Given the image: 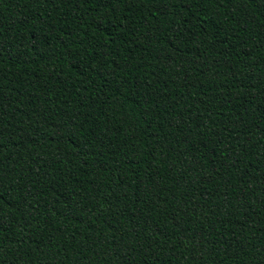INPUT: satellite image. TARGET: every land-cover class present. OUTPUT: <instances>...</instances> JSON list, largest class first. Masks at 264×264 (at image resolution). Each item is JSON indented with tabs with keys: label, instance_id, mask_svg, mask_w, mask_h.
Instances as JSON below:
<instances>
[{
	"label": "trees",
	"instance_id": "obj_1",
	"mask_svg": "<svg viewBox=\"0 0 264 264\" xmlns=\"http://www.w3.org/2000/svg\"><path fill=\"white\" fill-rule=\"evenodd\" d=\"M0 264H264V0H0Z\"/></svg>",
	"mask_w": 264,
	"mask_h": 264
}]
</instances>
